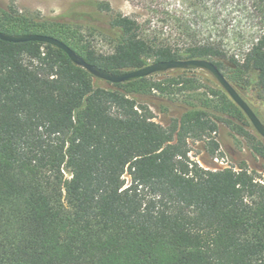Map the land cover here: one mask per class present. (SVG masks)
Wrapping results in <instances>:
<instances>
[{"label": "trees", "instance_id": "trees-1", "mask_svg": "<svg viewBox=\"0 0 264 264\" xmlns=\"http://www.w3.org/2000/svg\"><path fill=\"white\" fill-rule=\"evenodd\" d=\"M229 2L262 20L242 60L227 58L220 37L194 40L183 18L167 35L152 30L151 18L101 1L91 8L106 16L100 33L109 54L88 42L82 25L20 11L15 0L0 6V32L54 37L113 75L207 60L239 94L263 102L264 0L185 6L216 20ZM193 73L101 86L53 46L0 40V264H264V180L245 162L204 169L188 147L206 140L214 153L218 123L251 125L223 90ZM155 97L187 109L157 123ZM236 132L256 139L252 150L264 159L257 136Z\"/></svg>", "mask_w": 264, "mask_h": 264}, {"label": "rangeland", "instance_id": "rangeland-1", "mask_svg": "<svg viewBox=\"0 0 264 264\" xmlns=\"http://www.w3.org/2000/svg\"><path fill=\"white\" fill-rule=\"evenodd\" d=\"M93 1L109 3L115 13L139 19L151 18L152 30L167 35L171 33L170 30L174 27V20L183 18L192 24L197 31L194 40H207L210 36L220 37L222 50L227 58L234 57L237 60L244 58L248 49L259 37L261 30V17L258 13H251L249 9L245 11L246 6L238 8L229 2L227 7L217 14L219 18L216 20L207 15L199 14L194 7L185 6V4L192 3L211 6L220 0H15V5L20 11L39 12L43 16L82 25L88 42L98 52L109 54L112 47L100 33L101 30H105L106 16L98 14L91 8ZM7 4L8 0H0L1 7H5ZM164 20L166 23H163ZM211 25L214 26V29L211 30L212 33L209 31ZM182 71L170 70L165 73L178 75ZM193 71V74L204 86L221 89L209 72L205 70ZM165 73H161V75ZM161 75L154 74L153 76L162 78ZM96 83L101 86H110V83L98 79H96ZM240 95L264 124V101H258L252 94L244 91H241ZM186 109L187 106L183 101H169L158 97L151 99V110L154 113L155 121L163 125H166L170 119L179 117ZM237 126L257 136L264 143V139L255 132L252 126L245 127L242 122L233 119L231 126L218 123L217 130L212 135L219 146L218 150L212 153L206 140H189V157L207 170L225 167L237 168L240 162H245L249 170L254 171L257 177L261 176L264 180V159L257 156L252 150V145H257V140L238 135ZM215 159H223L226 164L219 165Z\"/></svg>", "mask_w": 264, "mask_h": 264}, {"label": "water", "instance_id": "water-1", "mask_svg": "<svg viewBox=\"0 0 264 264\" xmlns=\"http://www.w3.org/2000/svg\"><path fill=\"white\" fill-rule=\"evenodd\" d=\"M0 40L9 43L39 42L53 46L61 50L74 65L87 71L91 76H93V78L108 82L110 84H124L142 78H147L153 76L154 74L165 73L170 70H205L212 75L229 99L241 110L255 132L262 139H264V124L260 121L247 102L241 97L238 91L226 80L217 67L210 61L201 59L161 61L149 64L148 66L140 69L124 72L120 75H113L97 67L96 65L88 64L70 47H68L62 41L51 36L40 34L10 36L0 32Z\"/></svg>", "mask_w": 264, "mask_h": 264}, {"label": "built area", "instance_id": "built-area-1", "mask_svg": "<svg viewBox=\"0 0 264 264\" xmlns=\"http://www.w3.org/2000/svg\"><path fill=\"white\" fill-rule=\"evenodd\" d=\"M215 162L218 163L219 165L226 164V162L223 159H221V160L215 159ZM225 168H227V167H225Z\"/></svg>", "mask_w": 264, "mask_h": 264}]
</instances>
